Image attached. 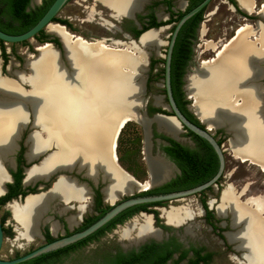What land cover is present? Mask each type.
I'll use <instances>...</instances> for the list:
<instances>
[{
    "label": "bare ground",
    "instance_id": "6f19581e",
    "mask_svg": "<svg viewBox=\"0 0 264 264\" xmlns=\"http://www.w3.org/2000/svg\"><path fill=\"white\" fill-rule=\"evenodd\" d=\"M95 1L111 8L116 15L129 16L146 0ZM238 3L244 11H253L251 0H238ZM260 8L264 18V4ZM257 27L258 31L251 25L241 26L225 43L208 42L206 46L218 54L212 61L203 59L202 63L212 64L202 74L190 75L186 86L192 97L196 86L202 82L205 84L211 96V106L206 109L197 97H193L201 109L203 120L211 128L218 124L229 126L233 133L229 141L233 154L264 170V96L261 85L254 82L255 77L262 75V68L255 60L264 62V26L258 24ZM47 29L68 42L75 70H59L56 51L46 43L37 47L42 52L41 57L36 59L32 55L27 61L31 66L28 75L15 70L12 71L15 79L0 77V92H3L0 97V161L10 153L13 141L26 120L28 105L33 124L40 133L34 131L28 135L27 157H34L50 143L56 145V150L39 165L28 169L26 182L45 177L55 167L71 165L80 156L85 159L89 172L99 167L103 176L109 178V185L104 189L108 201H113L121 193L146 189L170 175L168 163L150 155L146 156L149 181L140 182L131 176L122 178L113 166V148L117 146L120 131L130 120L138 119L129 117L132 114L118 113L115 117L112 113L113 105L120 99L118 87L124 85L127 90L121 99L127 98L129 87L134 85L132 75H139L146 67L149 53L144 48L163 44L160 35L165 28L146 31L139 46L120 41L113 42L114 46L106 45L104 40L87 41L60 24L51 23ZM251 36L255 38L251 40ZM21 82L28 84L29 89L20 87ZM223 104H232L239 110L232 111L228 105L220 108ZM138 121L146 129L148 121L142 118ZM152 121L160 129L176 133L177 129L170 120L156 117ZM3 177L0 168V181ZM245 193L246 186L239 193L231 184L226 185L216 209L220 215L229 211L233 228L243 224L237 231L226 233L227 239L236 244V250L243 252L239 263L264 264V216L261 214L264 212V196H249L243 201L241 197ZM53 195L64 200L81 199L84 190L60 177L50 191L29 196L23 204L11 202L9 208L22 226L19 237L34 235L38 217L48 207ZM213 204L214 201L210 200V205ZM161 213L168 223L174 225L192 217L191 211L182 206L162 208ZM141 217V221L134 218L127 223L120 236L132 243L147 237L159 238L160 232L152 226L151 216L142 214ZM132 232L136 234L132 235Z\"/></svg>",
    "mask_w": 264,
    "mask_h": 264
},
{
    "label": "flooded vegetation",
    "instance_id": "af4514ba",
    "mask_svg": "<svg viewBox=\"0 0 264 264\" xmlns=\"http://www.w3.org/2000/svg\"><path fill=\"white\" fill-rule=\"evenodd\" d=\"M32 1L33 0H30L29 3V6L31 8H34L35 6H45L48 3L47 1H50V4L53 2V0H47V1L40 0L39 2L33 1L35 5L32 6ZM69 1L70 0H67L64 6ZM94 2H95L94 5H100V7L106 10L105 15L111 20L110 26L113 27V31H112L113 36L104 37L103 39L106 40V43H112L114 40L120 41L121 43H128L129 40L131 39L137 41L138 37L143 32L149 30L150 28H157L159 26H163L165 28V31L170 30L167 35L169 41L173 31L174 24L177 22L179 17L186 12L185 10L188 8L190 4V0H182V1L146 0L141 5L140 9L136 10L134 14L129 16L122 15L120 19H116L112 16V13L108 7H105L99 2L96 1ZM223 2L228 6L230 10H232L234 13L239 15L240 18L250 21L252 23L250 24L251 26L258 25L259 22L264 24V18H260L257 15L258 9H260L261 5L263 4L260 0H251V2L254 4V8H253L254 12L251 11L249 14L246 13L244 10H242L237 0H224ZM158 7L163 8L162 14H158L156 12V9ZM199 24L200 22H198V24L193 27V22L189 23L184 27L182 32L181 40L185 41L186 39H188L190 42V54L189 57L184 59V55L181 52H179L180 54H178L177 59L174 62V83L175 86H179V89L182 92V98L179 100V104H182L183 107L179 106L178 103L175 101V99L174 102L179 112L189 123L201 129H204L205 126L201 123L199 117L189 108V101L186 97V93L184 90L185 85H187L186 71H187V67L189 66L193 58V43L197 36ZM65 25L69 26L67 20ZM182 26L179 28L175 40ZM43 35H44L43 38L42 37L40 38V41H42L41 43L45 41L50 42L51 39L54 37L57 38V40L59 41L58 37L56 36L53 35L46 36L45 34ZM164 35L165 34H163L162 36ZM254 38L255 36L254 37L252 36L251 40H253ZM52 43L54 44V46L61 48L60 42L59 45H56L54 42ZM171 58H172V53H171ZM152 61L154 62L152 63ZM163 61L165 63V56ZM155 63L156 60L154 59L150 60V58H148L146 71L148 72L149 69L153 67ZM170 67H171V60H170ZM261 73L262 75L257 76L258 80H256V84L261 85V87L263 88L264 75L262 69H261ZM1 74L5 75V71H3L2 67H1ZM163 76H164V66H163ZM170 87H171V76H170ZM163 88H164V95L162 96L163 99H161V102L162 104L169 105L166 95L165 81L163 83ZM153 101H154V97H153ZM28 108H29L28 109L29 112H31L29 106ZM145 112L149 117L153 116L154 113L157 112L167 115L173 114L172 111L169 112L166 109L161 108L160 106L156 107L154 102H152V104L146 103ZM187 113H189L190 115ZM31 118L32 115L30 113L28 123H26L25 127H21V130L18 131L13 141V145L11 147L9 157L6 158L5 161L1 160L3 168L6 171V177L4 175L6 179L3 181L4 190L2 193H0V220L2 223L3 234H4V240L2 246L5 242V239L7 238L14 240L10 244L11 247L13 248L22 247L28 243L26 239H25L26 242H17V239L19 238L18 236L19 232L16 229L17 226L16 223L11 219V215L9 211V203H11L12 201L21 202L23 201V198L29 193L38 194L40 192L44 193L50 191L54 186V184L58 181L59 177H63L64 179L70 181L74 185L80 186L84 190V195L81 199L71 198L69 200H64L58 197L57 195H53L50 198L47 210L45 211L39 222L38 233L33 238L36 239L39 244H37L35 247H32L31 248L32 250L42 244L82 231L87 226H89L94 221H96L99 217H101L105 212H107L113 205L110 204V201L107 200V197H105L106 195H104L103 192V188L106 182H103L102 170L99 167H97L93 172H89L87 169L86 161L83 158V156H80L79 159L75 160L71 165L58 166L52 169L50 171L47 180L37 178L32 181L26 182L27 171H28L27 168L31 164L39 163L41 158L46 153H50V152L53 153L56 150V145L54 143H50L46 147L45 152L43 153L38 152L34 157H32L31 161H28V157H27V151L29 150L28 135L30 131L33 129V127L31 126V121H32ZM179 123L180 124L176 128L177 130L175 134L168 133L162 129H158L157 127L158 125L154 121L151 124H149L148 129L143 128V140H142L144 144L143 159L145 160V162L147 155H150L151 157L162 156L164 160L168 163L170 168V178L162 183H159L158 185H155L150 189L164 186L170 183L172 180H177V182L183 184L193 183L194 181H197L198 179L207 176L215 164L214 154L208 148V145H210L213 148L210 142H208V140H206L205 138L200 137L195 132L191 131L182 121ZM208 133L216 140V142L221 147L225 161L226 148L224 147V145L226 142H228V144L230 145L229 141L232 135L231 132L229 133L222 128L214 129V130L213 128H211L210 130H208ZM116 147H118V144ZM116 147L114 148L115 154H117ZM237 158L240 159L239 157ZM116 160L119 163L118 155ZM146 166H147V162H146ZM62 167L63 169H60ZM147 170L149 173L148 166H147ZM131 176L134 177L133 175ZM149 180H150V174H149ZM215 186L217 189H220L219 186H222L221 176L216 181ZM215 186L208 187L207 189L215 188ZM243 188L237 191L240 193L242 192ZM207 189H204L198 193V195H200L199 201L201 208L200 210L203 217L202 221L208 225L210 230L215 234V236H217L222 241L224 245L227 246V248L234 249L236 244L230 242L227 239L226 233L236 231L238 226L236 228L232 227L231 215L229 214V211L228 212L226 211V214L224 216L218 214L216 206L219 203L220 199L219 201L218 198L210 199L211 201H214V204L210 205V200L207 201L206 196L204 195V192ZM140 193L141 192L137 193V195ZM221 193L222 192H220V194ZM154 206L157 205H149L146 207L147 210H138L132 213L130 216H127L122 222L116 223L113 228L106 227L105 229L100 230L101 227H103L101 226L96 231L89 234L88 235L89 237L86 236L75 242H72L61 248H58L63 250L58 252L57 254H54L51 257V260L50 259L49 260L52 261V264H61L62 261L68 258L72 253L84 250L92 246L89 255L90 256L89 261L85 264H104L109 259L110 261H112L114 255H117L119 251L123 253L138 251L141 249L142 246L155 242V243H164V247L160 248V251L165 253L175 248V250L167 258L164 264H192L191 261L196 260L200 256H203L204 258L199 260L197 264H208L209 260L212 258L213 255L211 250L208 249L207 247L208 245L203 242L198 243L192 241L191 239H188L185 236V234H189V233L186 231L187 226L183 225L184 221L181 222L179 226H173L172 224L168 223L165 219L164 221H162L161 219L162 215L158 212V209L154 208ZM154 210L158 212L157 217L159 218V220L156 219L155 213L153 212ZM140 212H145V214L147 215L152 214L151 224L154 228H157L159 230L160 232L159 238L147 237L138 243H132L133 245L129 247L119 246L118 244H114V243L107 244L101 242V239L103 238V236H105L106 233L113 231L118 225L124 223L128 219H131L136 214H140ZM226 227L231 228L232 231L227 230ZM173 239H175L176 242H172L171 240ZM197 250H199L198 253L196 252ZM184 252H185V256H182ZM44 263L46 264L47 262Z\"/></svg>",
    "mask_w": 264,
    "mask_h": 264
},
{
    "label": "rangeland",
    "instance_id": "374dc122",
    "mask_svg": "<svg viewBox=\"0 0 264 264\" xmlns=\"http://www.w3.org/2000/svg\"><path fill=\"white\" fill-rule=\"evenodd\" d=\"M94 1L95 0H70L58 12L57 18L59 20H55L52 23L65 25L64 23L60 22V20L66 19L69 23V26L65 25L66 29L72 34L82 36L83 38L87 39V41L105 40L103 39L104 37L113 36V27L110 26L111 20L105 15L106 10L100 7V5H94ZM223 1L224 0H211L202 13L197 36L193 43V58L186 71V79L195 73L196 68L199 67L200 62L203 59H209L214 56V52L206 46L208 42H214L218 44L225 43L235 34L239 27L252 24L250 21L240 18L239 15L230 10ZM260 1L264 4V0ZM34 5L35 3L32 1V6ZM156 12L158 14H162L163 8L158 7ZM252 27L256 28V31L259 30L257 25ZM169 31L170 30L164 31L160 35V39L163 44L148 48L143 47L144 50L149 53V56L151 55L150 57L148 56L150 60H156V63L149 69L148 72H144L146 69L145 67L144 70L139 75H137L138 79L141 77L145 79V92L143 96L147 98V104H152L153 97L156 96V100H158V97L164 95L163 59L167 48V35ZM44 34L50 35L47 30H44ZM163 34L165 35L162 36ZM250 38L252 39V36ZM115 41L117 40H114L113 42ZM41 42L42 41H40V39L31 38L20 43H4V49L8 55V58L5 64L3 63L1 54L0 59L1 67L3 71H5V75L15 79L12 74V71L15 70L23 71L24 74L28 75L29 66L26 65V63L32 58V55H37L38 52L36 47L40 46V44H42ZM104 42L106 45L109 44L108 46H114L113 42ZM153 48L156 50V52L152 50ZM8 67L9 72L7 71ZM136 81L137 83L134 82V84L139 85L137 79ZM23 86L25 88H29L27 84H23ZM184 90L189 101V106L192 104L193 97H197L206 109L211 106V96L209 92L206 91L205 84L203 82L196 86L195 91L192 93V97L188 96L189 91L187 90L186 85ZM262 93L264 96V83ZM239 99L240 98H238V100ZM262 113L264 114V106L262 108ZM143 128L144 127L140 122L136 120H130L120 131L117 140V155L119 157V164L125 171L133 175L140 182L149 181V173L146 162L143 159ZM214 129L215 128H213V130ZM224 147L226 148V151L224 169L221 174L222 186H219L220 189H217L215 186V188L205 190L204 195L206 196V200L209 201L210 199L218 198L219 201L220 192L227 184H232L235 190L238 191L246 186V193L241 197L242 200L249 196L263 197L264 170L251 162L249 163V161H241L235 157L231 152L232 150L228 142L225 143ZM199 199L200 195L196 193L186 196L185 198L162 202L161 205L154 206V208L158 209V212L161 215V209H169L170 206H182L191 211V219H187L183 223V225L190 227L188 230H186L189 234H185V236L194 242H203L208 245V249L213 253L208 264H242L239 263L241 251H235L232 248H227V246L224 245L222 241L210 230L208 225L202 221L203 217L200 210L201 208ZM141 215L142 214H136L131 219H128L124 223L118 225L113 231L106 233L101 239V242L107 244L114 243L125 247L133 245L132 242H129L127 239L120 236V231L134 218H137L138 221H141ZM161 219L164 221L163 216ZM226 229L232 231V229L229 227H226ZM133 234L136 233L132 232V235ZM13 241V239H5V242L0 250L1 258H13L17 253L21 255L39 244L36 239H32L28 241L25 246L13 248L10 245ZM17 242H26V240L25 238L19 237ZM91 249L92 246L72 253L68 258L64 259L61 264H85L89 261Z\"/></svg>",
    "mask_w": 264,
    "mask_h": 264
},
{
    "label": "water",
    "instance_id": "95a60500",
    "mask_svg": "<svg viewBox=\"0 0 264 264\" xmlns=\"http://www.w3.org/2000/svg\"><path fill=\"white\" fill-rule=\"evenodd\" d=\"M39 1L40 0H37L36 2H39ZM66 1L67 0H53V2L47 8V10L44 12V14L40 17V19L32 27H30L28 30H26L23 33L10 34V33H6L4 31H2L0 29V40L3 41L6 44H9V43H20V42L29 40L31 38H34V36L37 33H39V31L42 30V29L47 30V32L50 35L58 37L59 42L61 43V48H56L52 42H47V41L43 42L40 45L43 46L46 43H50V48L52 50L56 51L58 64L61 67V68H59V70L62 69V70H65L66 72L75 70V67H74V64H73V61H72V56H71V54H69L70 52H69L68 42L65 41L61 36L53 34L52 32H50L47 29L48 26L53 22L52 19L58 14V12L64 6ZM210 1L211 0H203L199 4H197L195 7H193L192 9H190V10L186 11L185 13H183L179 17L177 22L174 24L172 34H171L170 39H169V41L167 43V51H166L165 63H164V81H165V85H166V95H167V99H168L169 105L162 104V102H161L162 96L158 97V100H156V96H155L153 102H154L156 107L160 106L161 108L166 109L169 112L172 111L173 114L167 115V114H163V113L157 112V113H154V115L151 116V117H149L147 115V113L145 112V105H146V102H147V98L143 96V94L145 92V89H144V87H145L144 86L145 79L142 78V77L138 79L137 74H133L131 78H132V83H134V82L137 83V81H136V79H137L139 85H135L134 84L131 87H129V93H128L127 98L122 97V99H121V95H123V93L126 92V90H127V89H125L124 85H123L124 89H123V87H118V91H119L118 93L120 95V99L118 101L119 103H117L116 105L115 104L113 105L112 113L115 114L114 115L115 117H116V115H118V113H120V114L121 113H127V114H132V116H129V117H132V118H134V117L137 118L138 117V119H140V118L145 119V120L148 121V123L146 125V129L149 128V124H151L153 122L152 120L155 119L156 117H161V118L170 120L171 123L175 126V128H177L179 126V124H180L179 122L182 121L191 131L195 132L200 137H203L206 140H208V142H210V144L213 146L214 150L216 151V153L218 155V160H219V167H218V170H217L216 174L212 178H210L208 181H206V182H204V183H202L200 185H196L194 187H190V188L182 189V190H178V191H172V192L162 193V194L137 195V193H139V192L148 190V189L154 187L155 185H158L159 183H162V182L168 180L170 178V175H166V177H164L163 179H161L160 181L156 182L155 184L151 185L150 187H148L146 189L145 188L144 189H135L134 191H132V192H130L128 194H126V193L122 194L121 193L113 201H110V204H112L113 206L107 212H105L101 217H99L96 221H94L92 224L87 226L82 231H79V232H76V233L71 234L69 236H66V237H63V238H60V239H57V240L42 244V245H40V246H38V247H36V248H34L32 250H29V251H27V252H25V253L17 256V257H13V258H10V259H4V258L0 257V264H18L20 262L26 261L28 259L34 258L36 256H39L41 254H44V253H47V252H50V251H54V250H56L58 248H61V247L65 246V245H67V244L75 242V241H77V240H79L81 238H84V237L88 236L92 232L96 231L98 228H100L101 226L106 224L109 220H111L117 214H119L123 210H125V209H127L129 207H132L134 205H139V204H144V203H153V202H165V201H170V200H175V199H181V198H185L186 196L199 193L200 191H202L204 189H207L208 187H212V186L214 187L216 185V181L219 179V177L221 176V174L223 172V169H224L225 161H224L223 151H222L221 147L219 146V144L216 142V140L208 133V130H210L211 127L203 120L202 114H201V109H200L199 105L195 102V99H192L193 101H192L191 106H189V108L199 117L201 123L205 126L204 129H201V128L189 123L182 116V114L179 112L178 108L175 105L174 98H173L172 91H171V87H170V60H171V53H172V48H173V44H174V40H175L176 34H177L179 28L190 17H192L194 14H196L202 8L206 7L209 4ZM109 9H110V11L112 13V16L114 18L120 19V17L122 15H116V13H114L113 10H111V8H109ZM260 10H261V8L258 9L257 15L260 18H263L262 15L259 12ZM135 12H136V10H133L130 15L134 14ZM245 12L249 14L251 11H245ZM259 24L264 26V24H262L260 22H259ZM60 25L63 26L64 29H66L65 25H62V24H60ZM160 27H163V26H159L157 28H160ZM157 28H150L149 30L157 29ZM146 31H148V30H146ZM145 32H143L138 37L137 41L131 39V40H129V43H134L135 45L139 46L140 39H141L142 35ZM80 37H82V36H80ZM104 41H106V40H104ZM222 48H223V46L220 49H222ZM36 50H37L38 53L35 56H36V59H38L39 57H41L42 52L39 51L37 49V47H36ZM152 50L156 51L154 48ZM217 54H218V51L215 52L214 56H216ZM214 56L210 58L211 61L214 58ZM147 58H149V57H146V69H145V71L147 70V64H148V59ZM255 61L257 63H259V66L262 68V72H263V75H264V62L263 61L262 62L258 61L257 59ZM209 64H212V63H202V61H201L199 67L196 68L195 73L193 74L194 77L196 75L202 74L204 72V70H207L208 67L210 66ZM26 65L29 66V63L27 62ZM7 71L9 72V67L7 68ZM30 71H31V66H29V72ZM3 76H5V75H1V59H0V77H3ZM6 77H9V76H6ZM9 78H11V77H9ZM256 80H258L257 77L254 78V82L255 83H256ZM19 84H20V87H22L23 89L26 90V88L23 86V84H26V83L21 82ZM27 86H28V84H27ZM113 90H115V88H113ZM2 95H3V92L2 93L0 92V97ZM188 96H189V94H188ZM223 105L224 106H222L220 108L224 109V107H226V105H228L229 107H227V108H229V109L232 108L231 109L232 111L237 109L236 108L237 106H234L232 104H226V105L223 104ZM237 110H239V109H237ZM30 113L32 115V111L29 112L28 105H26V120H25V122H24L22 127H25L26 123H28L29 114ZM245 118H246V116H245ZM31 119H32L31 126L33 127V129L30 131V133L34 132V131L40 133V129L36 125L33 124V115H32ZM138 119H133V120L138 121ZM157 127H158V129H160L159 126H157ZM213 128H215V129L222 128L225 131L230 133V129H229L230 127L226 126L225 124L214 125ZM20 130H21V128H20ZM231 134L233 135V133H231ZM232 135H231V137H232ZM45 151H46V147H45V149L39 151V153H43ZM113 153H114L113 166L117 169V171H119L122 174V178H125V179H128V177L130 178L131 175L128 172H126L121 167V165L117 162V160H116L117 157H116L114 148H113ZM50 154H51V152L50 153H46L41 158L39 163L31 164L27 168V170L30 169L33 166L39 165L43 161V159L45 157H47L48 155H50ZM158 156H160V155H158ZM8 157H9V154L7 155V157L3 158L2 161H5L6 158H8ZM160 157H162V156H160ZM247 159H249V158L247 157ZM31 160H32V158H30V159L28 158V161H31ZM2 161H1V164H0V168L2 169V171H3V173H4L5 177H6V171L3 168ZM250 161H251V159H250ZM60 169H63V167L60 168ZM49 174H50V172L45 177H41L40 179L47 180L48 177H49ZM5 177L0 182V193H2L3 190H4L3 189V181L6 179ZM102 179H103V182H106V184H105V186L103 188V192H104V195H105V190L104 189L109 185V178H105L103 176V171H102ZM221 192H222V190H221ZM42 193L43 192H40L38 194L37 193L36 194L35 193H29L23 198V201H21V202H17L16 201V202L19 203V204H23L25 202V200L27 199V197L34 196V195H40ZM44 193H46V192H44ZM220 196H221V194H220ZM243 201H245V200H243ZM46 210H47V208L39 215L38 220L36 222V226H35V233H34V235L32 237L25 238L27 241L32 240L35 237V235L38 233L39 222H40V220H41V218H42V216H43V214L45 213ZM9 211H10L11 219L16 223V225H17L16 229L19 232L20 229L22 228V226H21V224H19L16 221V219H15L13 213H12V210L10 208H9ZM140 214H145V212H140ZM225 214H226V212L223 215H221V216H224ZM261 214L264 216L263 213H261ZM148 215H150V214H148ZM180 224L181 223L176 224V225L172 224V225L173 226H179ZM237 226H238V228L236 229V231L238 229L242 228L243 224L239 223ZM3 240H4V234H3L2 223H1V220H0V250H1V247H2ZM234 249L236 250L235 247H234ZM241 253H243V252H241Z\"/></svg>",
    "mask_w": 264,
    "mask_h": 264
},
{
    "label": "trees",
    "instance_id": "16d2710c",
    "mask_svg": "<svg viewBox=\"0 0 264 264\" xmlns=\"http://www.w3.org/2000/svg\"><path fill=\"white\" fill-rule=\"evenodd\" d=\"M201 1L203 0H190V4L185 11L192 9L197 4H199ZM47 2L48 3L45 6H35L34 8H31L29 6L30 0H0V29L10 34H20V33L25 32L30 27H32L40 19V17L44 14V12L47 10V8L50 5V1H47ZM205 8L206 7L202 8L200 11H198L196 14H194L184 23V25L182 26V28L180 29L177 35V38L174 43L173 51H172L171 67H170L172 95L175 101L181 107L183 106L182 104H179V100L182 98V92L180 91L179 86H175V83H174V62L177 59L178 54H180L179 52H181L184 55V59L189 57L190 42L188 39H186L185 41L181 40L182 32H183L184 27L187 24L193 22V27H194L198 24V22H200L202 18V13ZM52 20L55 21L59 19L55 16ZM60 22L66 24V20H61ZM43 34H44V29L40 30L39 33H37L34 36V38H37V39H40L41 37L43 38L44 36ZM51 41L54 42L56 45L60 44L57 38L55 37L52 38ZM0 47H1V56L3 59V63L5 64V62L7 61L8 55L4 49V42L1 40H0ZM153 62L154 61H152V63ZM208 148L214 154L215 164L207 176L200 178L197 181H194L193 183H189V184H183V183L177 182V180H172L170 183L164 186L143 191L138 195L168 193L172 191H178V190L194 187L196 185H200L208 181L210 178H212L216 174L218 167H219V160H218V157L214 149L210 145H208ZM161 203L162 202L144 203V204H139V205H134L132 207H129L123 210L121 213L117 214L114 218H112L106 224H104L100 230L105 229L106 227L113 228L116 223L122 222L127 216H130L132 213L138 210H147L146 209L147 206L158 205ZM153 212L155 213L156 219L159 220V218L157 217L158 212L156 210H154ZM171 241L176 242L175 239ZM162 247H164V243L152 242L151 244L142 246L141 249L138 251H131L128 253H123L119 251L117 255H114L115 259L113 258L112 261H110L109 259L104 264H164V262L171 255V253L175 250V248L165 253V252L160 251V248ZM62 250L63 249H57L54 251H50V252L41 254L39 256H36L34 258L28 259L26 261L20 262L18 264H45L44 262H47L46 264H52V261H50L51 257L54 254H57L58 252ZM196 252L198 253L199 250H197ZM17 256H19L18 253L15 255V257ZM182 256H185V252L183 253ZM203 258H204L203 256H200L196 260H192L191 263L197 264L199 260Z\"/></svg>",
    "mask_w": 264,
    "mask_h": 264
}]
</instances>
